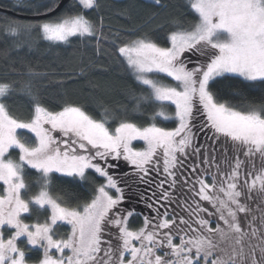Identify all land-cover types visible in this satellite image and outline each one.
Here are the masks:
<instances>
[{"label": "snow or ice", "instance_id": "snow-or-ice-1", "mask_svg": "<svg viewBox=\"0 0 264 264\" xmlns=\"http://www.w3.org/2000/svg\"><path fill=\"white\" fill-rule=\"evenodd\" d=\"M14 7L31 10L25 0ZM99 8V0H73L64 16L38 25L0 17L4 55H29L34 31L57 47L95 40L97 54L111 44L140 89L129 90L128 105L117 110L123 116L105 108L97 119L76 104L46 107L39 81L47 74L30 65L20 80L0 81V264H28L33 251L43 253L37 264H264V104H233L224 97L239 93L223 84L242 77L244 87L264 85V0H190L198 18L172 21L168 46L146 34H105L103 17L89 18ZM161 74L174 85L154 78ZM18 93L29 98L28 119L4 102ZM157 102L174 105V116L159 111L151 119H174L176 127L129 118ZM10 149L19 150L18 161ZM121 160L131 170L110 172ZM26 168L39 173L33 195ZM89 171L104 180L90 202L72 207L51 193L53 173L86 180ZM132 177L151 189L135 195L147 214L122 207ZM34 213L44 219L25 222ZM141 216L142 226L132 228ZM62 226H70L66 236Z\"/></svg>", "mask_w": 264, "mask_h": 264}, {"label": "trees", "instance_id": "trees-1", "mask_svg": "<svg viewBox=\"0 0 264 264\" xmlns=\"http://www.w3.org/2000/svg\"><path fill=\"white\" fill-rule=\"evenodd\" d=\"M61 0H25V8L14 7L16 0H0V17H6L23 21L33 25L43 22L56 21L65 15L73 0H65L63 7L55 14L44 18H32L31 16L41 15L53 8ZM100 8L89 14V18L99 23L103 17L105 34L120 32L122 39H135L140 35H148L157 40L162 46L163 38L171 30V23L174 20L193 21L198 18L197 14L190 8L188 0H161L162 6H153L149 0H99ZM5 10H11L28 18L19 17ZM4 21L0 20V25ZM32 39L36 43L32 46L31 53L23 58L14 52L4 53L9 48L8 44H0V81H17L21 77L18 73L26 72L22 65H30L34 71L46 73L45 79L39 81L40 98L44 105L50 110L59 111L66 103L76 104L84 107V110L99 119L105 108L113 113L123 116L118 112L124 105H128L129 90L140 89L137 86L133 75L127 69L125 62L120 58L111 44H103L104 52L97 54L95 51V40L73 38L71 43L62 46H52L49 42L40 39L38 31L32 33ZM83 72V74H81ZM231 75V74H229ZM242 77L230 81H223L224 85L232 84L233 88H225V91H235L239 95L225 96L236 105L264 104V85L255 81H246L250 87L241 84ZM238 86V87H237ZM10 114L19 119L29 118V98L21 93L13 95L4 101ZM130 107V106H129ZM167 109V110H166ZM165 111L171 114L173 108L167 103H155L146 106L145 109L129 118L139 126H147L156 123L160 127L172 128L175 120L151 119L153 113ZM171 116V115H170ZM111 127L115 124L110 122ZM13 160L18 161L19 150L10 149L8 153ZM26 182L35 185L29 195L38 192L36 184L39 173L34 169H25ZM86 180L72 177H64L60 173H53L51 177V193L59 196L68 206H76L90 201L96 194L95 189L102 183L103 178L89 171ZM2 190V185H0ZM27 198V197H26ZM211 210V209H210ZM37 215L43 220L44 216L34 213V222ZM138 222V221H137ZM132 223L130 226L136 228L139 224ZM215 227V225H213ZM69 226H62L58 229L60 236H66ZM21 247L24 245L21 244ZM27 251V250H26ZM42 251H33L28 256V261L36 262L42 258Z\"/></svg>", "mask_w": 264, "mask_h": 264}, {"label": "flooded vegetation", "instance_id": "flooded-vegetation-1", "mask_svg": "<svg viewBox=\"0 0 264 264\" xmlns=\"http://www.w3.org/2000/svg\"><path fill=\"white\" fill-rule=\"evenodd\" d=\"M201 118H202V117H198V118H197V123H198V124H199L200 122L203 121V118H202V119H201ZM207 134H208V136H211V135H212V133H211L210 131H209ZM198 139H199V142H203V141H204V137H203V135L201 134V135L198 137ZM120 165H121V164H120ZM118 170H119L120 172L123 171V167H122V165L120 166V169H118ZM129 183L132 184V189H131V192L126 193V201H125V203L122 204V207H126V208H131L133 205H136L135 195H136L137 192H139V193H144V194L149 195V196H150V194H151V193H149V192H144V190H149V191L151 192V189L149 188V186H148V185H144V184L136 183L135 177L131 178V179L129 180ZM128 195H131V196L133 197V199L128 200V199H127V196H128ZM136 211H137V212H145V214H147L146 211H145L144 203H143V202H141L140 204L136 205ZM140 218H141V220H142V222H143V217L141 216ZM142 224H143V223H142ZM141 226H142V225H141Z\"/></svg>", "mask_w": 264, "mask_h": 264}, {"label": "rangeland", "instance_id": "rangeland-1", "mask_svg": "<svg viewBox=\"0 0 264 264\" xmlns=\"http://www.w3.org/2000/svg\"><path fill=\"white\" fill-rule=\"evenodd\" d=\"M188 2H189V4H190V0H188ZM47 22V21H46ZM44 23V22H43ZM168 46V45H167ZM231 75H234V74H231ZM154 78H157V79H161L162 80V82L163 83H166V84H173L174 85V81H172L171 80V78H167V79H165L164 77H163V75L161 74V76H159V77H154ZM165 103H167V102H165ZM167 104H169V105H171L172 106V108H173V112L171 113V114H168V115H171V116H174V113H175V106L174 105H172V104H170V103H167ZM167 110V109H166ZM163 111V110H162ZM165 112V111H164ZM203 119H204V117H202ZM201 118V119H202ZM175 127L177 126V124H178V121H176L175 120ZM172 128H174V126L172 127ZM168 129H171V128H168ZM21 139H25V137L24 136H22L21 137ZM27 142H34V141H31V140H29V141H27ZM134 148H136V149H143V148H145L146 147V145H145V143L143 142V141H133V145H132ZM7 156H8V158H11L10 157V155L9 154H7ZM114 163H117V168L116 169H110V172H112V171H115L117 174H121L122 172H128V171H130L131 169L129 168V167H127L126 165H125V162H123L122 160L121 161H119V162H114ZM122 165V167H123V171L122 172H120L118 169H120V166ZM133 178V177H132ZM131 179V178H130ZM102 183H104V180L102 181ZM38 186V185H37ZM39 187V186H38ZM39 191V190H38ZM144 192H149V193H151L149 190H144ZM144 194V193H143ZM96 195V194H95ZM94 195V196H95ZM93 196V197H94ZM92 200V199H91ZM90 200V201H91ZM90 201H88V202H90ZM8 235H10V232H6L5 233V237H7ZM28 264H37L36 262H32V261H28Z\"/></svg>", "mask_w": 264, "mask_h": 264}, {"label": "water", "instance_id": "water-1", "mask_svg": "<svg viewBox=\"0 0 264 264\" xmlns=\"http://www.w3.org/2000/svg\"><path fill=\"white\" fill-rule=\"evenodd\" d=\"M64 2H65V0H61L60 2H59V4H63L64 5ZM59 9H61V7H59V8H55L51 13H48V14H41V15H36V16H31L32 18H44V17H48V16H51V15H53V14H55ZM5 11H7V12H9V13H13L14 15H17V16H19V17H25V18H28V16H26V15H20V14H17V13H14L13 11H11V10H5Z\"/></svg>", "mask_w": 264, "mask_h": 264}, {"label": "bare ground", "instance_id": "bare-ground-1", "mask_svg": "<svg viewBox=\"0 0 264 264\" xmlns=\"http://www.w3.org/2000/svg\"><path fill=\"white\" fill-rule=\"evenodd\" d=\"M175 123H176V122H175ZM174 127H175V124H174ZM137 221H138V222H137ZM135 222H137V223L139 224L136 228L140 227V226L142 225V223H143L140 217L137 218ZM70 231H71V229H70V226H69V232H70Z\"/></svg>", "mask_w": 264, "mask_h": 264}]
</instances>
